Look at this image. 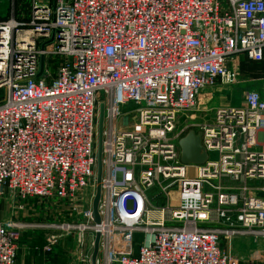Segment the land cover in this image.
<instances>
[{"label": "built area", "instance_id": "2783aa9c", "mask_svg": "<svg viewBox=\"0 0 264 264\" xmlns=\"http://www.w3.org/2000/svg\"><path fill=\"white\" fill-rule=\"evenodd\" d=\"M30 6L27 17L15 2L6 15L0 9V199L13 193L50 201L66 215L46 224L0 218V264H17L23 231L40 226L52 230L47 252L65 237L78 249L94 248L99 232L98 264H264L244 263L222 247L238 236L264 239V150L256 147L264 88L248 91L244 106L217 107L214 120L199 125L205 163L182 161L178 130L180 114L197 107L203 88L239 81L230 65L235 54L264 58V0ZM155 186L156 196L173 203L152 204ZM83 257L91 262L92 254Z\"/></svg>", "mask_w": 264, "mask_h": 264}, {"label": "rangeland", "instance_id": "374dc122", "mask_svg": "<svg viewBox=\"0 0 264 264\" xmlns=\"http://www.w3.org/2000/svg\"><path fill=\"white\" fill-rule=\"evenodd\" d=\"M18 1L19 0L0 1V9L3 10L2 11L3 15L8 14V6H12L14 2L18 3ZM53 1L55 2L56 0ZM42 47L45 48V46ZM41 65H42V59H41ZM44 67H45V58H44L43 70ZM232 68L235 69L239 74V70L237 68H234L233 66ZM1 94L2 92L0 91V95ZM209 104L210 102H208V98L203 99L201 101L199 95L197 107L193 110L185 111L180 114L178 119V130H183L182 131L183 136L192 129H194L195 131H199V125L201 123L208 122V120H211L212 110L208 108L210 106ZM134 108H135L134 103H131L128 106V109H134ZM126 111L128 112H125L124 115L127 117L126 119L129 120L128 122H126V125L130 123L132 127L135 126L136 123L135 117L133 116L132 112H129V110ZM211 157L216 158L217 153H213ZM158 191H159V186H155L148 190V194L152 204L165 206L168 205V203L169 204L173 203L172 200L167 201L164 198H159L158 196H156ZM49 202L50 201H44L38 199H29L22 201L16 194L9 193L0 199V218L5 219V218L17 216L26 222L46 224L52 221L54 218H58L60 216L66 215L64 213V210L59 206H53L52 208H49V204H50ZM21 203L24 204V208L22 210H18L17 206L20 205ZM51 232L52 230L42 226H40L39 228H32L28 230L26 229L25 231H23L19 243V249L24 241L31 239L36 241L38 245L45 246L47 244L48 236L50 235ZM138 239L140 240V236L138 237ZM222 247L228 250L229 252L236 254L244 263H249L251 260H256V262L260 263L264 259L263 238L255 239V237H251V236H238L233 238L230 243L224 240L222 242ZM91 252H93V248H91ZM82 258L84 257L82 256ZM98 258H101L102 260L101 252H99Z\"/></svg>", "mask_w": 264, "mask_h": 264}, {"label": "crops", "instance_id": "0c3cea01", "mask_svg": "<svg viewBox=\"0 0 264 264\" xmlns=\"http://www.w3.org/2000/svg\"><path fill=\"white\" fill-rule=\"evenodd\" d=\"M40 1L44 2L45 0ZM31 2L32 0L18 1L17 13L19 16H28V12L31 9ZM230 65L239 70L240 76L238 82H218L200 91L199 95L201 101L208 98V102H210L208 108L212 110V117L208 122L214 120V112L217 107L244 106L246 105V93L248 91H263L264 58L260 61H255L248 58L244 53H238L231 58ZM257 140L256 147L264 150V128L258 132ZM261 182L262 181H259V183ZM224 183L234 189L240 187V183L229 179L225 180ZM254 184H257V181ZM251 193L257 195L261 192L252 190ZM91 248L90 242H87L83 249H78L72 237H65L60 239V241L53 246L51 252H47L45 251L44 245L40 246L36 241L31 239L21 244L19 256L17 257V264H91L88 260L82 259L83 254L88 255L92 253Z\"/></svg>", "mask_w": 264, "mask_h": 264}, {"label": "water", "instance_id": "95a60500", "mask_svg": "<svg viewBox=\"0 0 264 264\" xmlns=\"http://www.w3.org/2000/svg\"><path fill=\"white\" fill-rule=\"evenodd\" d=\"M52 39L49 41L51 42ZM44 57H42V65L40 75L43 72ZM105 121V105L102 103L99 106L98 117V145H97V183H96V195L93 200V216L95 222L100 223L101 217L98 212L99 200L102 191V176H103V131ZM181 148V158L185 163H205L209 155L202 142L201 132H197L194 129L190 130L179 140ZM100 252V233H96L94 248L91 257V264H98V255Z\"/></svg>", "mask_w": 264, "mask_h": 264}, {"label": "bare ground", "instance_id": "6f19581e", "mask_svg": "<svg viewBox=\"0 0 264 264\" xmlns=\"http://www.w3.org/2000/svg\"><path fill=\"white\" fill-rule=\"evenodd\" d=\"M156 213L154 212V215H155ZM157 215V214H156Z\"/></svg>", "mask_w": 264, "mask_h": 264}]
</instances>
